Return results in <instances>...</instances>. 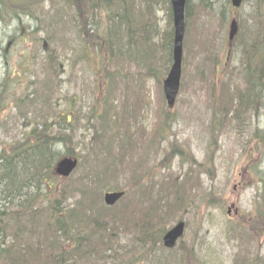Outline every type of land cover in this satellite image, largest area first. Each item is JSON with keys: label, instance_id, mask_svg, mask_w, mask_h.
<instances>
[{"label": "rangeland", "instance_id": "obj_1", "mask_svg": "<svg viewBox=\"0 0 264 264\" xmlns=\"http://www.w3.org/2000/svg\"><path fill=\"white\" fill-rule=\"evenodd\" d=\"M65 1L35 0L33 17L11 15L0 5V152L25 137V121L29 126L35 124L34 114L25 119L26 104L17 100L31 90L34 74L46 70V48H58L67 71L60 77L58 93L47 92L54 104L45 112L50 121L64 113L80 119V124L74 119L78 136L69 151L80 156L81 168L74 180L59 184L70 186L88 168L99 165L92 149L99 140L89 115L92 106L105 97L106 81L98 66L84 62L78 40V32L89 23L94 8L82 3L80 8H70ZM189 16L181 89L175 109L169 110L173 118L168 122V137L151 140L159 107H167L164 85L160 92L156 81L142 80L143 106L127 119L131 134L122 129L128 152L117 162L116 173L120 174L104 190L125 191L127 197L116 214H122V206H127L129 211L137 210L138 221L139 213L147 212L151 205L132 200L138 197L137 180L155 187L153 197L163 210L166 203L161 197L171 192L172 207L163 222L168 230L181 220L187 222L186 234L177 247L187 264H264V106L246 123L220 125L213 117L222 109L215 101L232 103L236 90L245 89L243 52L252 40L259 42H253L254 48L264 45V0H247L239 10H234L229 0H193ZM157 17L164 31L167 16L157 9ZM234 18L239 22V35L231 45L229 31ZM104 19L101 26L107 21ZM85 31L91 33L90 27ZM72 40H77L75 45ZM121 67L126 74L143 73L141 68H130L127 60ZM7 235L0 225V237Z\"/></svg>", "mask_w": 264, "mask_h": 264}, {"label": "trees", "instance_id": "obj_2", "mask_svg": "<svg viewBox=\"0 0 264 264\" xmlns=\"http://www.w3.org/2000/svg\"><path fill=\"white\" fill-rule=\"evenodd\" d=\"M35 3V0H0L3 9L14 16L33 17ZM81 3L94 8L89 23L78 32L84 62L89 67L98 66L106 81L105 97L98 106H92L94 110L89 115V123L99 140L97 147L92 145L99 165H91L72 185H59L64 180L56 175V166L66 157H75L69 145L78 136L74 119L78 124L80 119L68 113L52 121L46 116L45 109L51 110L54 104L47 92L58 93L62 85L60 77L67 71L62 52L47 47L46 70L34 74L31 90L17 100L19 104H26L24 118L33 113L35 124L29 126L25 121V137L10 150L0 152V225L8 234L2 238L0 264H187L185 255H179L178 249H166L163 243L168 231L163 217L172 207L171 192L161 197H165L166 203L163 210L153 197L155 187L137 180L138 197L132 200L151 205L147 212L139 213L141 221H138L137 210L129 211L127 206H122V214H116L123 201L114 207L104 202L107 193L104 189L120 174V171L116 173L117 162L128 152L121 137L122 129L131 134V122L127 119L137 115L144 103L145 86H141L140 81L154 80L162 92V83L173 63L170 0L65 1L70 8H80ZM192 6L193 0H188L186 19L190 17ZM157 9L167 16L164 31L160 29ZM103 16L107 21L101 26ZM88 27L91 33L85 31ZM76 41L72 40L74 45ZM255 41L243 52L245 89L236 90L238 93L232 103L215 101L222 105L220 114H213L220 125L249 122L252 113L264 106V45L260 42L261 45L254 48V43H259ZM68 47L74 51V46L68 44ZM63 53L68 56L66 50ZM126 60L130 68H141L143 73L138 72V76L124 73L121 64ZM34 84L36 89H33ZM164 106L159 107V120L151 140L168 137V122L173 116ZM75 158L79 160L80 156L77 154ZM79 168L81 164L77 170ZM74 176L75 173L65 182H71ZM11 239L14 240L8 243Z\"/></svg>", "mask_w": 264, "mask_h": 264}, {"label": "water", "instance_id": "obj_3", "mask_svg": "<svg viewBox=\"0 0 264 264\" xmlns=\"http://www.w3.org/2000/svg\"><path fill=\"white\" fill-rule=\"evenodd\" d=\"M235 8H240L243 0H232ZM173 18H174V48H173V65L164 81V93L168 108L173 110L176 106L177 99L181 89L183 60H184V40L186 34V5L187 0H171ZM238 34V23L234 20L230 29V43L234 41ZM79 161L73 157H67L59 161L56 167V174L63 179L69 178L78 168ZM125 193L124 192H108L104 197L107 206L113 207L119 203ZM186 224L178 223L164 237V245L168 249L176 248L180 239L184 237ZM3 243L0 239V253Z\"/></svg>", "mask_w": 264, "mask_h": 264}]
</instances>
